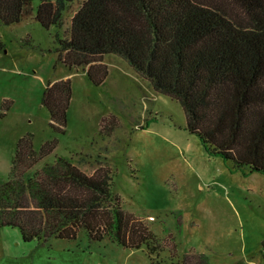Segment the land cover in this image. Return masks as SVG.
I'll return each mask as SVG.
<instances>
[{"label": "rangeland", "instance_id": "374dc122", "mask_svg": "<svg viewBox=\"0 0 264 264\" xmlns=\"http://www.w3.org/2000/svg\"><path fill=\"white\" fill-rule=\"evenodd\" d=\"M82 2L68 3L60 27H43L33 16L10 25L0 19V177L11 179L21 138L33 150L24 162L30 167L17 174L23 181L58 156L89 175L105 170L122 208L150 239L130 249L80 229L71 239L24 241L19 228L6 225L0 264H264V175L211 154L186 129L180 103L155 91L121 56L99 57L108 71L99 86L88 65L68 67L59 58L56 35L67 37ZM65 78L71 98L59 133L42 95L48 82Z\"/></svg>", "mask_w": 264, "mask_h": 264}, {"label": "trees", "instance_id": "16d2710c", "mask_svg": "<svg viewBox=\"0 0 264 264\" xmlns=\"http://www.w3.org/2000/svg\"><path fill=\"white\" fill-rule=\"evenodd\" d=\"M71 1L0 0V19L10 25L33 16L43 27H60ZM56 38L63 63L88 65L97 86L108 74L99 57L121 56L155 91L180 103L186 129L211 154L245 174L264 175V0H83L67 37ZM70 98L69 78L44 88L42 104L59 133ZM21 139L11 179L0 177V227L19 228L24 241L71 239L84 229L91 239L107 235L130 249L148 242V228L124 211L105 170L89 175L58 156L18 179L33 156ZM55 146L45 144L41 156Z\"/></svg>", "mask_w": 264, "mask_h": 264}, {"label": "crops", "instance_id": "0c3cea01", "mask_svg": "<svg viewBox=\"0 0 264 264\" xmlns=\"http://www.w3.org/2000/svg\"><path fill=\"white\" fill-rule=\"evenodd\" d=\"M56 81V80H55ZM52 82H54V81H52Z\"/></svg>", "mask_w": 264, "mask_h": 264}]
</instances>
